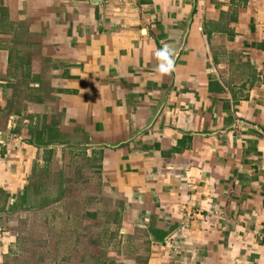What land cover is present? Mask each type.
<instances>
[{"label":"crops","instance_id":"0c3cea01","mask_svg":"<svg viewBox=\"0 0 264 264\" xmlns=\"http://www.w3.org/2000/svg\"><path fill=\"white\" fill-rule=\"evenodd\" d=\"M64 155L102 264H264V0H0V264Z\"/></svg>","mask_w":264,"mask_h":264},{"label":"rangeland","instance_id":"374dc122","mask_svg":"<svg viewBox=\"0 0 264 264\" xmlns=\"http://www.w3.org/2000/svg\"><path fill=\"white\" fill-rule=\"evenodd\" d=\"M74 158L64 155L60 160H54V175L51 177L47 173L40 178L44 191L40 192V196L35 186L39 178L32 174L28 184L30 191L25 200L27 208L16 209L21 211V220L16 228L18 237L12 252L13 264H55L57 259V264H66V259L60 261L58 255L61 245L65 243L67 246V243L61 242L58 248L57 239L68 233L73 240L69 243H73V247L68 264H102L99 257L101 244L106 246L101 247H104L102 254L109 250L116 254L118 241L104 240L103 226L97 222L86 224L82 221L83 159L81 155ZM100 233H103L102 237H99ZM96 239L100 241L94 242ZM122 248L125 250V247ZM127 258L119 260L128 262Z\"/></svg>","mask_w":264,"mask_h":264},{"label":"clouds","instance_id":"9594fccd","mask_svg":"<svg viewBox=\"0 0 264 264\" xmlns=\"http://www.w3.org/2000/svg\"><path fill=\"white\" fill-rule=\"evenodd\" d=\"M171 67H172V61H171V59H168L167 62H166V64H161L159 66V71H161V72H168V71L171 70Z\"/></svg>","mask_w":264,"mask_h":264},{"label":"built area","instance_id":"2783aa9c","mask_svg":"<svg viewBox=\"0 0 264 264\" xmlns=\"http://www.w3.org/2000/svg\"><path fill=\"white\" fill-rule=\"evenodd\" d=\"M107 2H109V1H112V0H106ZM115 1H117V2H127V1H131V0H115Z\"/></svg>","mask_w":264,"mask_h":264},{"label":"trees","instance_id":"16d2710c","mask_svg":"<svg viewBox=\"0 0 264 264\" xmlns=\"http://www.w3.org/2000/svg\"><path fill=\"white\" fill-rule=\"evenodd\" d=\"M107 264H122V263H118V262H108Z\"/></svg>","mask_w":264,"mask_h":264}]
</instances>
